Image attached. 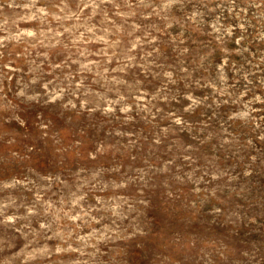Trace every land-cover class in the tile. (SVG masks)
<instances>
[{"label":"rangeland","instance_id":"obj_1","mask_svg":"<svg viewBox=\"0 0 264 264\" xmlns=\"http://www.w3.org/2000/svg\"><path fill=\"white\" fill-rule=\"evenodd\" d=\"M0 264H264V0H0Z\"/></svg>","mask_w":264,"mask_h":264}]
</instances>
